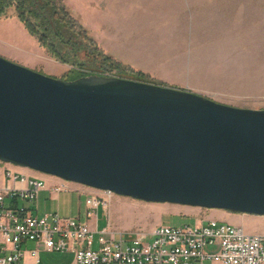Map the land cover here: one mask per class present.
I'll return each mask as SVG.
<instances>
[{"label": "water", "instance_id": "water-1", "mask_svg": "<svg viewBox=\"0 0 264 264\" xmlns=\"http://www.w3.org/2000/svg\"><path fill=\"white\" fill-rule=\"evenodd\" d=\"M0 162L148 203L264 217V109L0 56Z\"/></svg>", "mask_w": 264, "mask_h": 264}, {"label": "crops", "instance_id": "crops-1", "mask_svg": "<svg viewBox=\"0 0 264 264\" xmlns=\"http://www.w3.org/2000/svg\"><path fill=\"white\" fill-rule=\"evenodd\" d=\"M61 2L104 55L123 69L237 108L258 110L264 104V0ZM6 42L21 52L18 64L32 69L45 63L46 57L30 52L26 44L13 38ZM16 168L49 184L35 205H27L37 216L57 213L85 222L96 232L107 228H99L100 206L94 216H86L100 199L94 196L98 190ZM61 184L71 195L63 203L59 194L63 191L51 189ZM80 198H84L83 204ZM231 221L237 226L243 223ZM21 249L25 264H34L28 254L32 250L38 252V264H74L70 251L47 252L33 242L23 243Z\"/></svg>", "mask_w": 264, "mask_h": 264}, {"label": "built area", "instance_id": "built-area-1", "mask_svg": "<svg viewBox=\"0 0 264 264\" xmlns=\"http://www.w3.org/2000/svg\"><path fill=\"white\" fill-rule=\"evenodd\" d=\"M101 76L111 78L116 73ZM13 168L0 162V264H25L21 245L26 242L41 245L47 252L70 251L74 264H264V235L217 220L177 227L164 224L149 234L127 236L115 235L108 226L96 232L85 222L57 213L37 216L27 205H35L46 189L45 181ZM51 189L67 191L62 184ZM103 193L106 198L112 196ZM101 205L107 209L106 200L99 199L87 218ZM95 234L98 249L93 248ZM28 254L34 264L39 263L37 250Z\"/></svg>", "mask_w": 264, "mask_h": 264}, {"label": "rangeland", "instance_id": "rangeland-1", "mask_svg": "<svg viewBox=\"0 0 264 264\" xmlns=\"http://www.w3.org/2000/svg\"><path fill=\"white\" fill-rule=\"evenodd\" d=\"M10 38L15 39L16 42L23 43L24 45L26 44L30 52H37L41 56L44 55L46 57L45 63L35 67L33 66L34 68H32V70L66 81L70 80L74 75H70V72L73 71L72 66L62 64L48 56L46 51L39 46L37 40L28 34L23 25L19 22L14 8L9 9L6 16L0 19V56L18 64V61H21L19 59L21 58V52H18L7 44L6 41ZM77 61L79 63H86L87 58L82 54L78 56ZM101 71L102 70L93 71V74L95 76L100 74L98 76H101L110 72L106 70L104 72ZM169 87L175 88V86ZM176 88L192 92L187 89ZM260 109H264V104L261 105ZM13 170L20 172L16 167H14ZM25 174L26 176L28 175L27 173ZM45 184L46 187L49 185L46 182ZM95 192L98 193L94 194V196L105 199L107 202L106 210H104L102 205L97 210L99 228L102 229L107 225L109 230L115 235L126 234L127 236H134L135 234H149L159 225L165 224L177 227L183 224H199L207 220H217L233 225H235V223L231 220H243L240 226H242L246 232L264 235V217L234 214L223 210H205L171 204L148 203L114 194H112L110 198H106L104 194H102V191ZM59 194L62 195V203L71 196L64 191ZM73 197L76 203L78 201L77 195L75 194ZM83 200L84 198H80L81 204H83ZM97 238L98 235L95 234L94 249H98ZM151 239V237L148 238V240ZM203 264L214 263L205 261Z\"/></svg>", "mask_w": 264, "mask_h": 264}, {"label": "trees", "instance_id": "trees-1", "mask_svg": "<svg viewBox=\"0 0 264 264\" xmlns=\"http://www.w3.org/2000/svg\"><path fill=\"white\" fill-rule=\"evenodd\" d=\"M11 8L15 9L19 22L48 56L73 67L70 75H74L68 81L95 76L93 71L96 70H106L115 72L117 78L163 86L141 73L123 69L104 55L61 0H0V19ZM82 54L87 58L86 63L77 61Z\"/></svg>", "mask_w": 264, "mask_h": 264}]
</instances>
